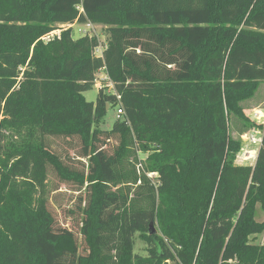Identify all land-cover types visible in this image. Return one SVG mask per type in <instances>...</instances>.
<instances>
[{
    "label": "trees",
    "instance_id": "1",
    "mask_svg": "<svg viewBox=\"0 0 264 264\" xmlns=\"http://www.w3.org/2000/svg\"><path fill=\"white\" fill-rule=\"evenodd\" d=\"M87 22L106 26L101 56L71 26L42 39ZM100 70L114 92L87 101ZM261 83L264 0H0V264H264V125L241 106ZM231 116L262 129L253 164L235 163ZM50 168L83 188L80 242L38 194Z\"/></svg>",
    "mask_w": 264,
    "mask_h": 264
},
{
    "label": "rangeland",
    "instance_id": "2",
    "mask_svg": "<svg viewBox=\"0 0 264 264\" xmlns=\"http://www.w3.org/2000/svg\"><path fill=\"white\" fill-rule=\"evenodd\" d=\"M72 27V36L73 38H78L83 35L96 36L99 41V46L95 49V54L101 56L102 51L104 50L108 33L106 31V26L103 24H93V23H74V24H57L56 29L54 30L55 34H59L61 29ZM103 87L106 92H114L112 83L108 80L105 72L100 70L95 75V83L91 90L85 91L83 95L85 96L87 101H95L98 93V89ZM241 106L244 110L246 116L256 123L255 116L253 112L255 109L264 110V83L258 85L254 94L244 100L241 103ZM117 107L114 105L113 107H108L107 114L105 116V121L100 125L102 129H109L112 126V123L118 119L117 118ZM229 130L230 134L235 139L241 140V148L237 153L235 158V163L237 164H253L255 157L245 159L244 158V150L253 149L257 151V144H247L242 138L241 134L245 132H253L256 133L258 131H262L261 128L256 129H247L243 126L242 121L236 118L235 116H231L229 118ZM260 124V123H258ZM242 130V133L239 132ZM45 145L50 148L52 151L62 156L63 158H72L76 160L77 154L80 150V145L76 140H72L68 142L63 138L52 137V136H44L43 137ZM245 143V144H244ZM108 147L111 149L113 147L112 144L109 143ZM109 149V150H110ZM135 154H132L130 157L132 166L135 167L136 173L138 175L144 173L152 183H156V174L152 172H148L145 170V161L149 152H141L137 148L135 149ZM76 162V161H75ZM77 166H80L79 164ZM132 166H128V169H131ZM140 183V180L137 181V184ZM136 185V184H135ZM39 195H43L48 202V206L54 213L56 219L63 226L69 227L71 230L75 231L77 234V238L80 242V235H78V226L76 225L81 218V215L78 216L77 204L78 197L84 194L83 188L81 190L78 189L76 184L71 182H63L61 181L55 172L48 169V173L46 179L44 181V186L42 189L38 190ZM70 211L73 213L71 214ZM264 218L263 213L258 209L257 210V221H262ZM155 233L159 234V229L157 224L152 226ZM250 240L255 244L264 245V231L250 236ZM133 251L139 255H146V244L139 237V233L136 232L134 235V247ZM168 264H173L172 262H168Z\"/></svg>",
    "mask_w": 264,
    "mask_h": 264
},
{
    "label": "built area",
    "instance_id": "3",
    "mask_svg": "<svg viewBox=\"0 0 264 264\" xmlns=\"http://www.w3.org/2000/svg\"><path fill=\"white\" fill-rule=\"evenodd\" d=\"M54 34H55L54 31H52L48 35L42 37V39L48 40ZM117 106H118L117 107V118H121V116L124 114V111H123V109H122V107L120 105H117ZM253 115L255 116V119H256V121H258V123L264 125V110L259 109V108L255 109L254 112H253ZM261 137H262V131L261 132L258 131L256 133L245 132V133L241 134V138H242V140L245 143H247V144H257V151H258V148H259L260 143H261ZM257 151H255L253 149L244 150V152H243L244 158L245 159H249V158H252V157L256 158Z\"/></svg>",
    "mask_w": 264,
    "mask_h": 264
},
{
    "label": "water",
    "instance_id": "4",
    "mask_svg": "<svg viewBox=\"0 0 264 264\" xmlns=\"http://www.w3.org/2000/svg\"><path fill=\"white\" fill-rule=\"evenodd\" d=\"M152 226H153V225H150V227H151V229H152L151 233H154V230H153Z\"/></svg>",
    "mask_w": 264,
    "mask_h": 264
}]
</instances>
